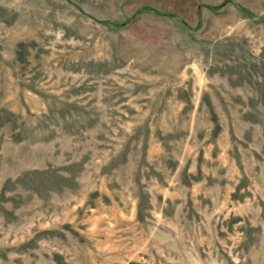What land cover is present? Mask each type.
<instances>
[{
	"label": "rangeland",
	"instance_id": "1",
	"mask_svg": "<svg viewBox=\"0 0 264 264\" xmlns=\"http://www.w3.org/2000/svg\"><path fill=\"white\" fill-rule=\"evenodd\" d=\"M0 264H264V0H0Z\"/></svg>",
	"mask_w": 264,
	"mask_h": 264
}]
</instances>
